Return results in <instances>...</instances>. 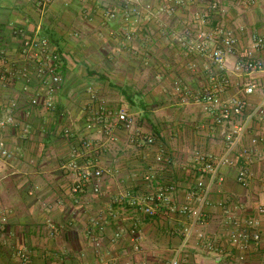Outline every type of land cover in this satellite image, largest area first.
I'll return each instance as SVG.
<instances>
[{
	"label": "crops",
	"instance_id": "obj_1",
	"mask_svg": "<svg viewBox=\"0 0 264 264\" xmlns=\"http://www.w3.org/2000/svg\"><path fill=\"white\" fill-rule=\"evenodd\" d=\"M38 1L0 0V64L20 62L31 38L47 39L61 57L54 112L31 106L41 90L36 81L0 86V112L15 119L13 126L0 128V140L13 153L0 161V264H170L187 221L164 206L147 217L132 199L172 184L173 204H188L198 179L191 168L195 153H222L229 127L216 125L200 102L184 101L183 93L201 95L216 75L228 82L225 97L242 96L248 80L234 74L236 59L219 69L191 51L185 31L194 35L195 14L205 11L213 26L235 32L238 58L252 52L264 65V53L248 38H264V0H190L176 12L165 0H142L153 6V17L141 14L132 26L122 16L104 18L105 10H120L123 0H55L45 11ZM241 28L245 34L238 33ZM251 78L258 89L248 97L249 111L263 103L264 71ZM120 111L135 119L132 140L117 118ZM261 134L264 114L236 149L235 158L245 148L248 158L221 171L225 181L212 193L197 228L207 241L227 246L234 223L257 216L256 208L264 206V145H251ZM72 161L103 170L100 193L92 184L72 192L78 177L63 169ZM240 167L249 171L244 184L237 181ZM150 175L154 179L147 183ZM259 219L262 241L244 261L239 249L207 252L194 237L181 264H264V216Z\"/></svg>",
	"mask_w": 264,
	"mask_h": 264
},
{
	"label": "built area",
	"instance_id": "obj_2",
	"mask_svg": "<svg viewBox=\"0 0 264 264\" xmlns=\"http://www.w3.org/2000/svg\"><path fill=\"white\" fill-rule=\"evenodd\" d=\"M84 1V0H81ZM190 0H165L169 5V11L176 12L188 6ZM55 0H39L38 7L40 10H47ZM154 8L151 4L143 3L142 0H123L120 5V10L107 9L104 11L106 21L116 20L122 16L127 26L137 25L141 14L148 15V20L153 17ZM197 26L193 30L187 29L185 32L184 41L188 42L191 51H197L210 59L212 64L219 69L226 67L231 58L236 59L233 72L235 75L247 76L243 95L225 97L227 91V80L213 75L210 77L209 85L203 90L199 96H193L191 91L183 93L184 101H189L195 98V101L200 102L205 112L214 118V123L218 126H228L224 139V149L219 155H207L197 152L192 161V171H194L198 179L195 187L188 195V204L182 207H176L173 204V194L176 188L172 184L158 185L152 195L143 200L132 199V205L142 207V212L147 217L157 215L158 209L161 206L167 207L170 213L179 216L187 221L181 231L182 243L177 249L170 261V264H181L183 259L184 249L193 240L194 237L200 241L207 252L222 253L230 249H239L241 255L240 261H244V254L259 246L262 241L261 221L260 216H264V206L260 205L256 208L255 217L245 219L243 222H235V227L232 228L228 235V245H220L214 241H207V235L204 232L198 231V226L205 217L204 209L210 203V198L216 187L224 183V177L221 171L224 168L238 166V161L242 158L247 159L249 150L243 149L239 156L235 158L237 147L242 143L243 137L252 128L257 118L264 114V87H263V103L254 107L249 111L248 97L254 95L258 89V84L251 78V75L256 72L264 71V65L254 59L252 52H248L246 56L238 58V39L234 31H229L222 26H213V20L209 13L201 11L195 14ZM239 34H245L244 28L239 29ZM133 31L126 34L127 40H132ZM196 38V39H195ZM248 38L255 47L264 53V38L249 34ZM2 56V55H0ZM20 62L19 61L4 62L0 64V86L9 88L19 82L29 83L36 81L40 84V94L33 97L30 104L32 107H41L42 110L54 112L56 104L53 99V94L60 87L61 79L59 69L61 65V57L56 52L54 47L45 38L27 39L22 47ZM180 90V89H179ZM42 93V94H41ZM45 95L43 101L41 96ZM13 108H17V103L13 102ZM109 115H112L110 112ZM118 120L124 124L125 128L131 134L130 139H133L136 131L135 119L129 117L125 111H120L117 115ZM15 119L12 114L8 116L2 115L0 112V128L13 126ZM22 133H28V126L23 127ZM148 144H153L154 139H148ZM251 145H264V135H256L251 139ZM84 146H88L85 144ZM13 153L7 149L4 141L0 140V161L12 159ZM162 158H158L159 163ZM63 169L68 173H72L78 177L72 192L78 194L83 191L88 184L93 185L95 193H100V181L103 177V170L96 165L82 166L77 161L66 163ZM249 178V171L246 167H240L238 171L237 181L244 184ZM153 175L145 177L147 183H152ZM122 200H120L121 202ZM119 202V201H118ZM119 230L116 233V238H119ZM52 236L54 233L51 234ZM133 239L136 238L137 232L135 229L130 231ZM91 237V233H89ZM93 239V237H91ZM115 238V239H116ZM19 256L27 259L23 252H19Z\"/></svg>",
	"mask_w": 264,
	"mask_h": 264
}]
</instances>
